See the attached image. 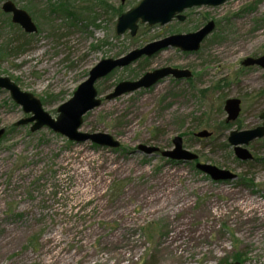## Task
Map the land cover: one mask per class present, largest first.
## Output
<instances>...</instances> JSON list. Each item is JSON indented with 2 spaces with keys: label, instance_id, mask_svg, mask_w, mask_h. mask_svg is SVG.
Listing matches in <instances>:
<instances>
[{
  "label": "rangeland",
  "instance_id": "374dc122",
  "mask_svg": "<svg viewBox=\"0 0 264 264\" xmlns=\"http://www.w3.org/2000/svg\"><path fill=\"white\" fill-rule=\"evenodd\" d=\"M4 1L0 44L17 31L1 10ZM11 1L30 14L37 32L25 38L21 54L0 59V76L32 93L53 117L99 60L209 20L215 28L195 52L166 47L95 83L102 102L83 116L80 130L111 134L116 149L75 143L48 127L14 125L30 113L0 88V264H264V138L248 145L263 158L250 163H240L227 142L230 130L261 122L264 71L243 59L264 53V0L193 7L183 22L139 24L134 36L117 35L115 22L140 0ZM62 4L73 15L59 11ZM164 66L192 76H168L103 99L119 81ZM228 97L241 100L230 121L223 109ZM200 130L212 134L194 135ZM176 135L199 161L238 177L216 182L193 162L157 154L172 148ZM140 143L159 151L145 155L136 150ZM118 183L121 192L112 189Z\"/></svg>",
  "mask_w": 264,
  "mask_h": 264
},
{
  "label": "water",
  "instance_id": "95a60500",
  "mask_svg": "<svg viewBox=\"0 0 264 264\" xmlns=\"http://www.w3.org/2000/svg\"><path fill=\"white\" fill-rule=\"evenodd\" d=\"M124 2L125 0H120ZM226 0H140L134 6L122 12L115 22V33L123 34L129 30V34H136L139 24L153 26L155 24L164 25L174 18L179 21L185 19L183 11L192 7L208 6L215 7L223 4ZM1 10L10 14L11 21L18 24L24 32L34 33L37 26L30 14L18 7L13 1L6 0L1 5ZM215 28L213 20L207 21L195 31L186 33H174L163 38L151 41L142 47L134 48L124 55L99 60L88 71L87 77L73 91L70 98L61 103L56 111L58 114L53 117L44 110L41 101L32 93L21 90L18 85L8 76H0V88L7 89L11 98L21 105L24 113L29 116L19 119L14 125H25L31 123L30 130L36 131L42 127H48L53 132L65 136L68 140L80 143L89 141L100 147L117 148L119 141L106 132H85L80 127L83 122V115L92 109L100 106L102 100L95 87L97 80L107 76L117 68H123L138 60L141 57H150L166 47L178 48L180 51L195 52L199 49L200 43ZM244 65H257L264 70V54L258 57H246ZM171 76L174 79L189 78L192 73L189 69L164 66L150 71H146L138 79L119 81L113 89L104 95L103 99L110 100L122 94L130 93L139 89H146L159 82L161 79ZM241 100L237 97H228L224 101L223 109L226 112V121L234 120L240 113ZM261 124L250 129H233L227 136V142L233 146L234 155L239 160H252L253 154L247 145L258 138L264 137V110L258 115ZM5 133L4 128H0V139ZM198 137H208L211 132L200 130L195 133ZM173 147L168 150L159 151V147L146 144H138L136 150L145 154H160L170 160L181 162L195 161V168L206 174L216 182L234 180L238 176L229 169L220 168L210 163L197 161L198 154L183 147L182 137L176 135L172 138ZM229 264H241L233 261Z\"/></svg>",
  "mask_w": 264,
  "mask_h": 264
},
{
  "label": "trees",
  "instance_id": "16d2710c",
  "mask_svg": "<svg viewBox=\"0 0 264 264\" xmlns=\"http://www.w3.org/2000/svg\"><path fill=\"white\" fill-rule=\"evenodd\" d=\"M60 7H61V10L59 8H58V10L61 11L63 14L73 15L71 12L68 11L67 7H64L63 4L60 5ZM72 17L75 18L76 16H72ZM94 20H95V17L92 18L93 22H94ZM70 23H73V22H70ZM9 26H11V28H15L17 31H15V34L13 33L12 37L8 38V40H5L4 42H2L0 44V59L6 58L12 54H15V56L21 54L24 50L25 45L27 44L25 38L29 37L30 35L33 34V33L28 34V33L24 32L19 25L16 24V26H15L14 23H12L10 20H9ZM23 38H24V40H23ZM111 73H113V72H111ZM109 75H107L106 77H108ZM99 93H101V92H99ZM260 140H263V139H260ZM225 143L226 142H224L223 145H225ZM263 145H264V140H263ZM257 159H263V158L254 156L253 160H257ZM239 162L240 163H250L251 160L245 161V162H241V161H239ZM241 181H245V178L241 177L239 182H241ZM122 187H123V185L121 183H118V184H114L112 189H114V191L121 192ZM33 238L31 237L28 241V243L30 245L33 244V241H32ZM240 254H241V252H238V251H237V253L234 254L235 260L240 258ZM223 262H226V259H223L220 264H222Z\"/></svg>",
  "mask_w": 264,
  "mask_h": 264
},
{
  "label": "bare ground",
  "instance_id": "6f19581e",
  "mask_svg": "<svg viewBox=\"0 0 264 264\" xmlns=\"http://www.w3.org/2000/svg\"><path fill=\"white\" fill-rule=\"evenodd\" d=\"M252 142H253V141H251L250 143H252ZM250 143H249V144H250ZM249 144H248V145H249ZM248 145H247V148H248ZM232 148H233V146H232ZM248 149H249V148H248ZM233 154H234V151H233ZM234 156H235V155H234ZM235 158H236V156H235ZM236 159L239 160L238 158H236ZM239 161H241V162H245V161H250V160H245V161L239 160ZM232 172H233V171H232ZM234 173H235V172H234Z\"/></svg>",
  "mask_w": 264,
  "mask_h": 264
},
{
  "label": "flooded vegetation",
  "instance_id": "af4514ba",
  "mask_svg": "<svg viewBox=\"0 0 264 264\" xmlns=\"http://www.w3.org/2000/svg\"><path fill=\"white\" fill-rule=\"evenodd\" d=\"M185 19H186V16H185ZM185 19H184V20H185ZM174 20H176V19H174ZM184 20H183V21H184ZM183 21H181V22H183ZM260 123H261V122H260ZM260 123H259V124H260Z\"/></svg>",
  "mask_w": 264,
  "mask_h": 264
}]
</instances>
